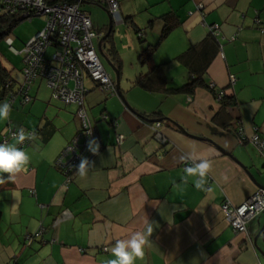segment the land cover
I'll use <instances>...</instances> for the list:
<instances>
[{"label":"crops","instance_id":"obj_1","mask_svg":"<svg viewBox=\"0 0 264 264\" xmlns=\"http://www.w3.org/2000/svg\"><path fill=\"white\" fill-rule=\"evenodd\" d=\"M117 1L126 26L146 44L137 54L139 74H123L124 55L117 52L124 101L83 81L84 108L103 144L85 174L77 171L64 187L54 160L79 128L76 106L52 100L42 82L30 88L29 104L15 103L0 121V134L6 125L36 131L22 149L29 162L18 172L0 173L6 175L0 187V264H104L113 258L115 242L142 230L146 220L154 225L151 244L135 264H264V210L247 221L245 233H234L220 211L223 202L245 201L259 188L256 183L264 189V158L225 131L239 121L246 136L256 128L264 139V0ZM85 4L93 29L104 35L107 13L93 3L81 8ZM165 22L169 32L148 66L141 64L139 55L157 42ZM210 25L218 26L212 43ZM101 47L111 61L107 43ZM191 47L185 62L176 59ZM151 64L161 65L170 88L188 82L186 65L201 71L204 85L175 95L132 86ZM10 77L21 82L19 75ZM205 85L222 91L228 103H218ZM156 111L164 145L152 138V122L142 119ZM199 159L211 165L205 190L194 187L195 178H183L185 165Z\"/></svg>","mask_w":264,"mask_h":264},{"label":"built area","instance_id":"obj_2","mask_svg":"<svg viewBox=\"0 0 264 264\" xmlns=\"http://www.w3.org/2000/svg\"><path fill=\"white\" fill-rule=\"evenodd\" d=\"M106 6L114 24L123 23L119 12L117 0H102ZM197 10H202V5H197ZM0 14L17 15L18 18L31 21V18L41 16L43 28L28 39L20 51L11 47L10 36L5 41L9 49L15 55H21V82L18 85L17 95L23 104L31 101L29 90L37 78H41L46 88L50 90V97L64 105H75V115L79 128L70 141L61 150L54 160V166L62 173L64 187L72 181L76 166L81 158L89 162L100 152L103 147L95 127L91 124L84 108V96L87 89L83 81L88 79L97 88L111 96L116 95L113 80L104 68V64L97 53V43L101 33L94 30L90 17L81 8L79 3H46L45 0H0ZM264 33V25L259 27ZM209 31L215 37L218 34V26L210 25ZM230 40H233L232 38ZM48 48L53 49L50 57H45ZM234 77H230L233 82ZM7 83L4 88H7ZM212 87V85H210ZM224 96L222 91H217L215 97L219 102ZM11 92L7 94V100L11 106L14 101ZM152 138L160 145L166 143L165 137L160 132V122L150 124ZM22 130L8 129L0 138V143H8L10 139H17ZM225 131L232 132L239 144L249 143L264 158V139L260 137L256 128H253L250 136L237 121L232 127L228 126ZM26 133L23 141L18 140V146H28L34 139L31 131ZM122 137L117 136V141ZM94 141L91 147L98 146L97 152L88 150V142ZM190 163V162H189ZM264 210V189L258 188L245 201L238 205L223 202L220 206L224 219L234 233H245L246 223L253 216ZM41 229L34 236L41 234ZM264 234V224L261 228ZM30 236L27 238L29 239Z\"/></svg>","mask_w":264,"mask_h":264},{"label":"trees","instance_id":"obj_3","mask_svg":"<svg viewBox=\"0 0 264 264\" xmlns=\"http://www.w3.org/2000/svg\"><path fill=\"white\" fill-rule=\"evenodd\" d=\"M46 3H68V4H73V3H77L75 0H45ZM84 3H93L96 4L100 7H102L103 9H106V6L104 5V3L102 2V0H83ZM23 19L18 18L17 15H4V14H0V39L5 38L6 36H8L11 32V30ZM123 23L126 24V20L123 19ZM134 26V25H133ZM170 25L169 23L165 22L163 25V29L157 39V42L155 44L152 45H147L145 47V49L142 50V53L139 55V60L141 64H148V60L152 54V52L154 51V48L157 46V44L162 41L165 36L167 35V33L170 30ZM135 33L139 34V30H137L135 28ZM209 39L208 42L212 43L216 41V38L212 35V33H209ZM107 45H108V56L111 58V61L113 62V66L115 67L116 71L118 72V75L120 76L121 74V62L120 59L118 57L117 51L114 47V42H113V37L110 34L105 41ZM192 47L190 49H188L187 51H185L184 53L180 54L176 59L178 61H184L185 57L187 55H189L188 53L190 52L189 50H191ZM185 62V61H184ZM22 64V63H21ZM148 66V65H147ZM186 67L188 68V74H189V79L188 82H186L185 84L177 87V88H170L166 85V78L165 75L162 73V67L161 65H150L149 70H147L146 73L140 75L138 77V79H136L134 82H132V86L134 87H138L139 89L145 90V91H151V92H162L166 95H175V94H189L191 93L196 87L204 85L202 80H201V71H192L191 70V66L190 65H186ZM22 68V66H21ZM158 74L161 75V78H159V80H156V77L158 76ZM39 81L42 82L43 80L41 78H37L34 81V84ZM0 83H1V92H0V98L3 99V101L6 102L7 100V94L8 92L13 93L14 97V101L11 104V109L13 108V106L15 105V103H18L19 105H26L29 104L32 101V97H31V101L28 103L23 104L21 102V98L20 96L17 95V89H18V85L19 83L15 82L13 79H11L9 72L3 68L0 64ZM9 83V86L7 88H4V86ZM33 84V85H34ZM32 85V86H33ZM31 86V87H32ZM206 88H208L211 92H213L214 97H216L217 95V91L215 90V88L210 85H205ZM220 91V90H219ZM229 99L225 96H223L220 101L218 103H220L222 106L226 105V103H228ZM160 112L156 111L150 114V116H142V119H144L145 121L148 122H152L157 120L156 118H158V120L160 119ZM151 123V124H152ZM8 129H14V130H22L23 132H28L31 130H27V129H22V128H16V127H12L10 125H6L5 129L2 131V133L0 134V138L1 136L6 133L8 131ZM33 132L34 136H36V131H31ZM11 140H15L16 141V146L24 149L27 146L24 147H20L18 146V140L17 139H10L8 141V143ZM33 141V140H32ZM31 141V142H32ZM30 142V143H31ZM29 143V145H30ZM28 145V146H29ZM6 180V175H0V187L1 185L4 183V181Z\"/></svg>","mask_w":264,"mask_h":264},{"label":"clouds","instance_id":"obj_4","mask_svg":"<svg viewBox=\"0 0 264 264\" xmlns=\"http://www.w3.org/2000/svg\"><path fill=\"white\" fill-rule=\"evenodd\" d=\"M11 111L8 102H0V121L7 120ZM26 133L21 131L18 134V140L23 141ZM94 141L88 142V150L92 153L97 152L98 146L91 147ZM96 144V143H95ZM185 157H181L184 160ZM188 159L196 161V157L190 156ZM29 162L28 154L16 143H0V173H8L9 175L20 171ZM91 166L86 158H81L76 170L80 175H84L86 168ZM211 165L206 159H199V162L186 164L183 168L184 179L192 177L194 179V187L205 190L207 183L206 177ZM153 223L146 220L142 230L133 232L128 239L117 240L111 248L112 259H108L104 264H135L137 258L142 257L146 245L151 244L149 239L153 232Z\"/></svg>","mask_w":264,"mask_h":264},{"label":"rangeland","instance_id":"obj_5","mask_svg":"<svg viewBox=\"0 0 264 264\" xmlns=\"http://www.w3.org/2000/svg\"><path fill=\"white\" fill-rule=\"evenodd\" d=\"M89 5L90 4L83 5L82 9L86 11V7H88ZM43 25L44 22L41 16L33 17L31 18V21L21 20L8 35L12 37L11 47L17 51H20L23 47V44L28 39H30L37 31L43 28ZM145 27L146 26H144V28ZM111 35L113 37L117 52H121L124 55L122 56L124 60V69L122 73L125 74L128 72V74H133L134 72H136V70L138 71V69L141 68L139 63H137L139 46L140 44L142 45L146 43L144 41H141V43H139V39H137V36L132 33V31L126 26L125 23L113 24V32ZM6 37L0 39V64L6 67L7 70H9L11 76L19 75V77L21 78V55H15L12 53V51L9 49V44L5 41ZM52 51L53 49L48 48L45 52V57H50ZM42 83V88H45L47 91H49L48 93L50 96V90L46 88L43 81ZM0 102L5 101H3V99H0Z\"/></svg>","mask_w":264,"mask_h":264},{"label":"water","instance_id":"obj_6","mask_svg":"<svg viewBox=\"0 0 264 264\" xmlns=\"http://www.w3.org/2000/svg\"><path fill=\"white\" fill-rule=\"evenodd\" d=\"M77 3L79 4H84V1L83 0H75ZM105 12L107 13L108 15V24H107V30L106 32L104 33V35L101 36V38L99 39L98 43H97V53L98 55L100 56L102 62L104 64H106L110 70L114 73V86H115V89H116V95H118L123 101V97H122V94L119 90V75H118V72L116 71L115 67L112 65L111 61L107 58V56L103 53L102 51V47H101V42L105 41V39L110 35L112 34L113 32V21H112V18L110 17L108 11L106 9H104ZM179 129L181 130V128L179 127ZM256 183V182H255ZM257 186L261 189H263L260 185H258V183H256Z\"/></svg>","mask_w":264,"mask_h":264},{"label":"bare ground","instance_id":"obj_7","mask_svg":"<svg viewBox=\"0 0 264 264\" xmlns=\"http://www.w3.org/2000/svg\"><path fill=\"white\" fill-rule=\"evenodd\" d=\"M253 194V193H252Z\"/></svg>","mask_w":264,"mask_h":264}]
</instances>
